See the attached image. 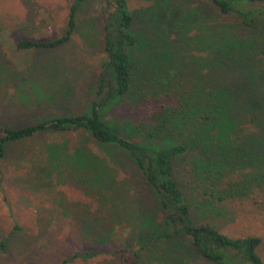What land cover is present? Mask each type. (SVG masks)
<instances>
[{"label": "trees", "instance_id": "obj_1", "mask_svg": "<svg viewBox=\"0 0 264 264\" xmlns=\"http://www.w3.org/2000/svg\"><path fill=\"white\" fill-rule=\"evenodd\" d=\"M86 1L73 0L60 38L23 40L17 48L55 49L68 43ZM207 1L220 14L234 15L248 35L215 24L201 26L204 6L199 13L200 7H188L185 12L194 9L195 15L186 18L168 7L176 12L173 20L153 26L144 22L139 28L137 23L144 20L130 10L128 0H104V59L87 107L80 113L66 110L67 99L74 97L72 86L53 93L35 87L38 115L12 126L0 123V160L9 143L46 133L82 132L98 145L101 155L82 147L68 153V141L46 145L42 155L49 170L62 179L68 171L72 181L84 182L103 206H111L108 219L89 221L95 222L86 226L89 234H95V225L104 229L116 221L132 231L133 243L110 252L121 264H264L257 252L260 237L234 239L209 220L219 216V203L225 199L264 191V0ZM194 25L201 26L197 37L188 35ZM189 41L206 56L197 60L189 55ZM22 95L27 106L29 95ZM163 97L173 103L162 104L148 121L108 118L121 104ZM58 108L65 111L55 113ZM183 163L194 180L192 189L203 192L201 198L178 182ZM127 167L133 178L117 179ZM114 181H143L151 204L126 212L130 203L123 192L116 193ZM102 231L100 244L108 240L101 239L107 234ZM99 254L77 250L60 264L86 262Z\"/></svg>", "mask_w": 264, "mask_h": 264}, {"label": "rangeland", "instance_id": "obj_2", "mask_svg": "<svg viewBox=\"0 0 264 264\" xmlns=\"http://www.w3.org/2000/svg\"><path fill=\"white\" fill-rule=\"evenodd\" d=\"M72 2L0 0V123L12 126L14 122L23 121L24 117L28 119L38 115L40 111L34 102L36 96L32 95L35 87L37 92L53 93L60 86H72L74 97L67 99L65 104L66 110L74 113H80L92 100L90 91L104 59L101 18L104 0L86 1L78 14L77 29L65 45L55 49L29 50H20L16 46L23 40L51 41L60 38L66 30ZM128 4L130 10L144 20L137 23L139 28L145 26L144 22L153 26L163 24L167 19L173 20L175 11L168 7H175L179 16L184 13L180 18H186L195 15L192 13L194 9L185 12L188 7H200L197 8L199 13L204 6L206 16L201 26L215 24L230 28L238 36L248 35L234 15L220 14L207 0H128ZM201 26L194 25L188 35H200ZM190 42L189 55L197 60L206 56V52L196 46L198 44ZM55 68L58 72L54 71ZM22 94L29 95L31 103L27 106ZM172 103L173 98L167 97L143 103H124L111 110L108 118L145 122L162 104ZM53 111L63 113L65 110L58 108ZM67 141L68 153L75 147L97 155L103 152L82 132L46 133L7 145L6 155L0 160V264H60L75 251L88 249L98 250L101 254L86 262L74 260L69 264H121L110 252L133 243L132 231L124 222L108 223L104 229L95 225L94 235L86 231V226L91 222L94 224L97 218L108 219L111 206H103L102 198L84 182L72 181L68 171L63 170L62 179L59 173L47 168L42 155L45 146ZM188 169L183 163L176 174L184 191L195 187ZM117 175V179L134 176L129 167ZM114 185L116 193L123 192L128 198L130 205L126 212L137 205L151 204L143 181H114ZM192 191V196L201 198L203 192L199 188ZM219 205L220 214L209 219L210 223L234 239L260 237L262 243L257 252L264 262V191H255L244 198H227ZM101 230L107 233L101 239H108L102 244L97 242ZM195 264L211 263L197 260Z\"/></svg>", "mask_w": 264, "mask_h": 264}]
</instances>
